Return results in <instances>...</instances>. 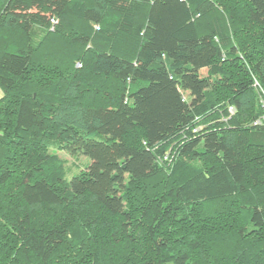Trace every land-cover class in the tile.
Wrapping results in <instances>:
<instances>
[{"label":"trees","instance_id":"16d2710c","mask_svg":"<svg viewBox=\"0 0 264 264\" xmlns=\"http://www.w3.org/2000/svg\"><path fill=\"white\" fill-rule=\"evenodd\" d=\"M0 88V264H264V0H0Z\"/></svg>","mask_w":264,"mask_h":264},{"label":"rangeland","instance_id":"374dc122","mask_svg":"<svg viewBox=\"0 0 264 264\" xmlns=\"http://www.w3.org/2000/svg\"><path fill=\"white\" fill-rule=\"evenodd\" d=\"M36 33V32H35ZM40 35L36 34L34 41H38V37ZM79 62H75V67L79 68L80 65ZM205 75V72L203 73ZM3 92L2 89L0 88V98L2 97ZM48 151L51 154L57 155L61 160L64 162V167L66 171V177L67 180L72 178L73 176L78 175L79 173L83 172L87 164L89 163V160L82 154H74V155H69L65 153L64 151L60 150V146L53 141L48 142Z\"/></svg>","mask_w":264,"mask_h":264},{"label":"built area","instance_id":"2783aa9c","mask_svg":"<svg viewBox=\"0 0 264 264\" xmlns=\"http://www.w3.org/2000/svg\"><path fill=\"white\" fill-rule=\"evenodd\" d=\"M261 98H262L261 99L262 107H264V95ZM229 112L232 114L233 113V109H230ZM256 124H258V122Z\"/></svg>","mask_w":264,"mask_h":264}]
</instances>
